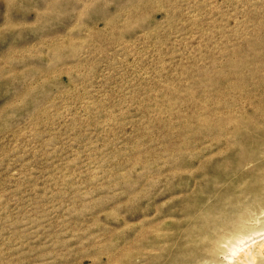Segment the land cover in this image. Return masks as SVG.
Instances as JSON below:
<instances>
[{"label": "rangeland", "instance_id": "obj_1", "mask_svg": "<svg viewBox=\"0 0 264 264\" xmlns=\"http://www.w3.org/2000/svg\"><path fill=\"white\" fill-rule=\"evenodd\" d=\"M240 228L264 0H0V264H239Z\"/></svg>", "mask_w": 264, "mask_h": 264}, {"label": "bare ground", "instance_id": "obj_2", "mask_svg": "<svg viewBox=\"0 0 264 264\" xmlns=\"http://www.w3.org/2000/svg\"><path fill=\"white\" fill-rule=\"evenodd\" d=\"M246 218V217H245ZM241 224V223H240ZM223 225V224H222ZM226 226V225H225ZM246 226V225H245ZM224 227V226H223ZM244 227V226H243ZM263 229V228H262ZM250 230V229H248ZM232 232V231H231ZM238 233L235 234V238L232 237L233 241H229V251L231 252V255H238L237 259L238 262H240L239 264H264V258H262L264 256V244L259 242L256 243L254 241V239L258 238V237H254L249 239L248 234L245 232V228H240L237 231ZM254 233V231H252ZM250 233V237L251 235H253V233ZM258 232V230L256 231ZM255 232V233H256ZM262 232V231H261ZM234 233V231L232 232ZM226 234V233H225ZM257 234V233H256ZM222 236V235H221ZM232 236V235H230ZM258 236V235H257ZM261 237V236H260ZM231 238V237H230ZM223 239V238H222ZM224 240H228L224 239ZM264 240V238H263ZM255 243H252V242ZM225 242V241H224ZM227 242V241H226ZM225 242V243H226ZM234 242V244H232ZM219 243V242H218ZM221 243V242H220ZM224 243V244H225ZM220 246V245H219ZM217 246V247H219ZM214 247V246H213ZM215 248V247H214ZM223 248V247H222ZM221 248V249H222ZM225 249V248H224ZM213 250V249H212ZM219 250V249H218ZM227 252V249H225ZM217 251V250H215ZM222 251H224L222 249ZM220 253V252H219ZM225 253V252H224ZM229 253V252H228ZM229 257V255H228ZM229 259V258H227ZM230 260V259H229ZM219 261V260H218ZM204 262V261H203ZM214 263H218V262H214Z\"/></svg>", "mask_w": 264, "mask_h": 264}]
</instances>
